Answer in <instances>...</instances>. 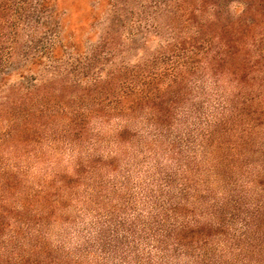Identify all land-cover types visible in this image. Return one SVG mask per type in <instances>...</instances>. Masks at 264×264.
<instances>
[{
  "label": "trees",
  "instance_id": "1",
  "mask_svg": "<svg viewBox=\"0 0 264 264\" xmlns=\"http://www.w3.org/2000/svg\"><path fill=\"white\" fill-rule=\"evenodd\" d=\"M0 264H264V0H0Z\"/></svg>",
  "mask_w": 264,
  "mask_h": 264
},
{
  "label": "rangeland",
  "instance_id": "2",
  "mask_svg": "<svg viewBox=\"0 0 264 264\" xmlns=\"http://www.w3.org/2000/svg\"><path fill=\"white\" fill-rule=\"evenodd\" d=\"M97 1L98 0H56L58 7L64 13L65 31L72 39H74L77 45L84 42L85 47H88L95 44L97 41ZM98 31H100L99 27ZM91 131L92 134H97V122H95L94 125H91ZM101 149V151L105 153L119 151L112 144H105L101 147ZM128 152L130 153V151ZM72 156L73 154L66 149V151L62 154V163L59 165V168L64 169L66 172H70L72 167V164L70 163ZM130 157L134 158L133 155ZM138 157L139 156H137V158ZM131 158L119 161L121 165L124 162H130L131 164L133 161H131ZM130 169H132V167ZM40 170V166L36 167L33 175L39 174ZM132 170V179L134 182H139L144 179L146 167ZM82 191L83 190L81 188L78 193V197L81 201L78 202V205L76 202L71 205L68 214L71 219H79L78 224L83 223V225L89 227L90 224L97 219V194H94L93 197L87 198Z\"/></svg>",
  "mask_w": 264,
  "mask_h": 264
}]
</instances>
